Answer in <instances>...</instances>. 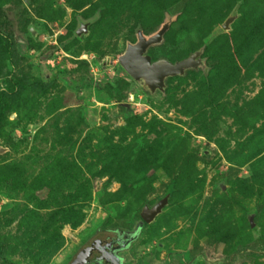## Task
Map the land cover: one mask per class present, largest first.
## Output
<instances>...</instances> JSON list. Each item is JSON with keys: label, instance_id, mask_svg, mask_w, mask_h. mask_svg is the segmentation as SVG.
Masks as SVG:
<instances>
[{"label": "rangeland", "instance_id": "rangeland-1", "mask_svg": "<svg viewBox=\"0 0 264 264\" xmlns=\"http://www.w3.org/2000/svg\"><path fill=\"white\" fill-rule=\"evenodd\" d=\"M166 23L149 53L201 51L202 63L152 93L119 56ZM12 86L0 118L4 258L64 264L173 188L132 261L244 247L235 264H264V0H0V93Z\"/></svg>", "mask_w": 264, "mask_h": 264}, {"label": "water", "instance_id": "water-1", "mask_svg": "<svg viewBox=\"0 0 264 264\" xmlns=\"http://www.w3.org/2000/svg\"><path fill=\"white\" fill-rule=\"evenodd\" d=\"M237 16L238 11L235 9L227 18L223 27L229 29ZM168 26L169 23L164 24L158 32L151 36H146L142 30H139L138 41L128 44L126 50L119 56L122 67L143 88L152 93L159 90L165 91L166 81L169 77L183 75L187 69L197 68L202 63L201 51H195L190 56L177 61L167 58L155 59L149 53V47L163 39ZM31 30L34 33L36 32L33 28ZM82 32H87L85 26L78 30L79 34ZM172 193L173 188L158 198L155 203H146L133 228L122 225L112 228H100L91 234L64 264H127L129 255L142 241L148 225L154 222L170 203ZM206 252L207 249L202 253ZM151 258L155 257L152 256ZM198 259L199 255L192 256L190 250L172 247L164 260L154 261V264H173L174 261L179 263L190 261L189 264H195ZM221 260L223 258L219 259V261Z\"/></svg>", "mask_w": 264, "mask_h": 264}, {"label": "flooded vegetation", "instance_id": "flooded-vegetation-1", "mask_svg": "<svg viewBox=\"0 0 264 264\" xmlns=\"http://www.w3.org/2000/svg\"><path fill=\"white\" fill-rule=\"evenodd\" d=\"M172 247L173 246H170V248L168 249V251L166 253L167 256H168L169 250ZM255 247L258 248L259 250H260V248L264 247V240L260 239L259 245L257 244ZM248 249H250V248L239 247L237 249V252H234L233 254H226L225 256H215L212 254V252L210 250H207L206 253H202L203 251H200L198 253H192V252L191 253H192V256L199 255V259H198V261H196L195 264H200V263L201 264H235L237 262V260L240 261V259L243 258L242 257L243 253L245 252V250H248ZM247 254H250V253L248 252ZM222 258H223V260L219 261V259H222ZM162 259L164 260L165 258H162ZM154 261H157V258L156 257L151 258V256L144 257V258H137L136 260L132 261L131 260V254H130L129 258L127 260V264H154ZM159 261H161V260H159ZM189 262L190 261H187L185 263H179L177 261H174L173 264H175V263L176 264H189Z\"/></svg>", "mask_w": 264, "mask_h": 264}, {"label": "trees", "instance_id": "trees-1", "mask_svg": "<svg viewBox=\"0 0 264 264\" xmlns=\"http://www.w3.org/2000/svg\"><path fill=\"white\" fill-rule=\"evenodd\" d=\"M10 53H11V51H12V49H14V46H13V44H11V46H10ZM54 52V51H53ZM12 54H14V53H12ZM46 67V66H45ZM35 84V86L38 84V82H36V83H34ZM10 91H11V93L9 94L8 92H6V91H3V92H1L0 93V118H1V115L2 114H4L6 111H7V109H8V107H9V103H7L8 101H7V99L9 98V96L13 93H15V88H14V86H12L11 88H10ZM15 95V94H14ZM123 223H120V225H122ZM125 225H127V224H125ZM106 228H110V227H106ZM260 239H263L264 240V233H262V234H260ZM2 247L0 246V259L2 260V263L3 264H15L14 262H12V261H10V260H7L6 258H4L3 256V253H2V249H1Z\"/></svg>", "mask_w": 264, "mask_h": 264}, {"label": "bare ground", "instance_id": "bare-ground-1", "mask_svg": "<svg viewBox=\"0 0 264 264\" xmlns=\"http://www.w3.org/2000/svg\"><path fill=\"white\" fill-rule=\"evenodd\" d=\"M132 76V75H131ZM133 77V76H132ZM134 78V77H133ZM135 79V78H134ZM136 80V79H135Z\"/></svg>", "mask_w": 264, "mask_h": 264}]
</instances>
